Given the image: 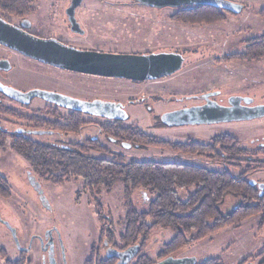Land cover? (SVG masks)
I'll use <instances>...</instances> for the list:
<instances>
[{
	"label": "rangeland",
	"instance_id": "rangeland-1",
	"mask_svg": "<svg viewBox=\"0 0 264 264\" xmlns=\"http://www.w3.org/2000/svg\"><path fill=\"white\" fill-rule=\"evenodd\" d=\"M70 1L37 0L36 12L28 18L30 29L41 37H63L68 42L89 46L88 49L120 53L178 50L186 59L179 71L166 78L146 82V85L155 87L151 90L163 93L160 100L147 97L137 104H124L129 112L128 122L137 124L158 138L174 142H209L216 135L229 133L236 137L240 147L264 159V115L214 123L164 125V128L148 126L152 122L151 114L195 103L194 97L206 90H215L216 97L222 99L234 95L242 97L248 100L249 106L264 105V56L249 60L224 59L227 53L243 52L247 39L264 33V19L258 14V10L264 6L263 0H233L243 3L242 10L239 13H227L225 20L210 24L171 20L168 16L176 10L172 7L114 4L128 0H83L75 15L86 34L71 38L68 36L72 32L67 30L65 19ZM9 18L11 22H16L15 18ZM63 31H69V34L66 33L68 36ZM190 52V57H187ZM13 55L19 57L18 61L14 58L17 69L8 72L6 83L20 91L46 88L124 103L132 94H138L144 89V85H136L129 80L64 71ZM45 103L43 99L35 97L29 108L43 107ZM45 136H42L43 140L55 139L50 135ZM63 136L69 141L97 137L106 142L98 127L93 124L81 127L78 133ZM122 151L135 154L138 158L228 170L234 176L241 174L248 164V161H241L240 165L213 161L204 156L174 152L168 148L147 147L141 151ZM29 171L26 160L10 148L7 140L6 146L0 148V173L10 185L11 196L0 197V219L3 220L0 223V247L5 249L9 259H15L18 252L16 240L24 245L29 238L44 235L52 229L53 255L57 264H62L63 257L65 264H82L99 232L97 215L89 202L88 191L83 188L81 180H69L61 185L36 180V186L30 181ZM246 177L264 185V166L248 172ZM192 190L193 187L177 189V195L184 200ZM100 198L105 212L111 217L112 229L117 236L125 225L121 182L111 181L106 190L103 189ZM133 198L137 209L146 207L139 192ZM225 205L228 207L230 204L226 202ZM258 220V215L245 218L185 246L176 254L194 256L198 262L207 257L220 258L223 264H238V260L248 257L247 264H257L259 259L253 256L264 247V226L258 229ZM172 236L173 231L168 228L153 232L142 245L144 252L156 259L161 245Z\"/></svg>",
	"mask_w": 264,
	"mask_h": 264
},
{
	"label": "trees",
	"instance_id": "trees-1",
	"mask_svg": "<svg viewBox=\"0 0 264 264\" xmlns=\"http://www.w3.org/2000/svg\"><path fill=\"white\" fill-rule=\"evenodd\" d=\"M37 0H0V13L25 18L36 10ZM264 2V0H263ZM226 10L209 5L182 6L169 14L171 20L188 24H210L223 21ZM264 19V6L258 10ZM245 49L241 53L225 56L231 59H255L264 56V33L247 39ZM46 109V108H45ZM48 112V111H46ZM2 114V115H1ZM7 115V121L16 123V117L24 120L25 128L55 129L74 132L83 123L80 119L63 123L55 121L48 115L16 114V109L10 105L0 104L1 116ZM17 115V116H16ZM0 123L1 120H0ZM103 132L122 137L132 134L133 128L124 131L113 126H102ZM138 141L144 140V136ZM9 140L10 147L20 154L27 162L30 172L38 179L53 184H63L69 179H81L87 189L95 213L103 227L100 229L98 244L91 247V254L84 264H94L93 252H98V245L104 240L114 242V234L108 229L106 217L103 215L101 194L109 183L118 180L122 184V200L125 208L124 229L118 235L119 249L126 250L138 243L143 245L149 234L157 228H168L173 236L164 242L157 252V259L174 255L185 246L206 237L220 229L235 225L250 216L259 215L258 229L264 226V190L252 184L246 177L248 172L264 166V160L249 158L257 154L250 153L240 147L235 136L223 133L211 138L209 142L190 140L183 143L170 144L176 151L190 154L207 155L215 161H227L240 165L248 161L244 171L234 176L228 170H212L204 166L162 161L119 162L97 158L88 152L97 150L104 152L101 146L82 147L76 149L58 148L44 142H37L25 131L9 132L0 126V148ZM97 148V149H96ZM186 199L177 195V189H190ZM141 189L151 195L147 208L137 210L132 201L133 192ZM10 185L0 173V197L9 198ZM234 200L237 206L225 208L226 202ZM135 259L130 264H153L154 259L140 251L135 252ZM98 254V253H97ZM259 259L257 264H264V247L254 256ZM247 258L238 264H244ZM100 261V259L98 260ZM114 259L108 258L97 264H113ZM6 264H10L7 263ZM197 264H223L220 258L207 257Z\"/></svg>",
	"mask_w": 264,
	"mask_h": 264
},
{
	"label": "flooded vegetation",
	"instance_id": "flooded-vegetation-1",
	"mask_svg": "<svg viewBox=\"0 0 264 264\" xmlns=\"http://www.w3.org/2000/svg\"><path fill=\"white\" fill-rule=\"evenodd\" d=\"M82 1H81V3H82ZM36 2H35V6H36ZM70 3H71V1L69 2L68 7H69ZM81 3L75 8V14H76V9L81 5ZM114 4L115 5H119V4L133 5V4H138V3L135 2L134 0H128V1H122L120 3L114 2ZM180 7H182V6H180ZM180 7H177V8H180ZM154 8H156V7H154ZM161 8H163V7H161ZM35 12H36V10H35ZM34 13L27 15L25 18L0 13V17L3 18L4 20L10 22L11 24L19 26L23 31H26V32L34 35V36L41 37L36 33V31H33L30 29L31 22L28 18ZM9 17L15 18L16 22L15 23L11 22L9 20L10 19ZM75 18H76V15H75ZM65 19L67 22V25H66L67 30H71V32H72V34H70L71 36H68L67 34H69L68 33L69 31H63L65 34L67 33L66 35L68 37L71 38L74 36H83L86 34V32L83 29H82L83 31H73L71 29V25H70V22L68 20L67 13H66ZM76 20H77V18H76ZM80 27H81V25H80ZM59 35H60V33H59ZM43 38H55V37H43ZM55 39H57L58 41L66 44V45L73 46V47L78 48V49H88L89 48V46H86V45H80V44L73 43L70 41L68 42V40L64 39L63 37L60 39H58V38H55ZM0 46H2L1 51H0V104L5 105V106L10 105L11 108L16 109V114H18L20 116H22V113L24 115H33V116L48 115L53 120H55V121L58 120L60 122L63 121V123H68L69 121L71 122L72 117H74L75 120H77V117H78V119H80V121H83V123L81 125H79V127L77 128L76 131L66 132L63 130H55V129L46 130V129L25 128L26 126L24 125V120L22 118H18L17 115H16L17 116L16 117V120H17L16 123H13L12 119H10L11 122H8L7 121V115L6 116L3 115V116H1L2 119H0L2 122V123H0V126H2L3 129H5L9 132L25 131L30 136H32L37 142H44V143L50 144V145H52L54 147H58V148L76 149L75 146L82 147V145H76V144H83L86 147H97L99 145V146H101V148L105 149L104 152L97 151V150H90L88 153L90 154V152H93V154H91V155H93L97 158L99 157V158H104L107 160L115 159V161H119V162H127L130 160H135V161L150 160V161H162V162H177V161H166V160L151 159V158H138V156L135 154L124 153V151H122V150H131V151L140 150L141 151V150L146 149L147 147H157V148H168L174 152H180V151L174 150L169 145L175 144V143H183V142H174V141H170V140L165 139V138L164 139L158 138L155 134L139 127L137 124H134L133 122L132 123L128 122L129 112L126 109L127 107H125L126 104H137V103L143 102L147 97L148 98L151 97L152 99H154L156 101L160 100V98H161L160 95L163 93L160 91L156 92V91L151 90L155 87H151L150 85H146V82L147 81H154V80H158V79H163V78H166L167 75L159 77V78L147 79V80H142V81L131 80V79H126V78L104 77L107 79L108 78L109 79H125V80L132 81L136 85H144L143 90L141 89V91L138 94H132L129 98H127L125 100L124 103L122 101L114 100V99L101 98V97L78 96V95H73V94H70L67 92H62V91L52 90V89H46V88H34V89L43 90V91H47V92H53V94L57 93V94H59L58 98H51V97L48 98L46 96H32V97L22 96V95L16 94L14 91H16V92H27V91L33 90V89H29L27 91H20V90L15 89L14 87H12L11 84L6 83L8 72H10V71L12 72V70L14 71V69L16 68V65H17L14 61V58L15 57L17 58V56H15L13 54H17L18 56L20 55L21 57H25L29 60H33L34 62L41 63V64H44V65H47V66H50V67H53L56 69H60V70H64V71L66 69H61V68H58L55 66H51V65L42 63L40 61H37V60L32 59L30 57H27V56L21 54L20 52L13 50L9 47H6L2 44H0ZM244 48H245V43H244ZM89 50H94V49H89ZM183 50H186V49H183ZM97 51H100V50H97ZM161 51H164V50H161ZM161 51H157V52H161ZM107 52H116V51H107ZM166 52H176V53H179L183 56V63L180 67V69H181L183 67L185 61H186L182 52H180L178 50L166 51ZM117 53H120V52H117ZM145 53H153V52H145ZM239 53H241V52H239ZM134 54H142V53H134ZM188 55H187V57H190L191 52L188 53ZM226 55H230V54L227 53V54H225V56ZM225 56H224V59H225ZM18 59H19V57L17 58V61H18ZM189 62H190V60H188L187 63H189ZM179 70H177V71H179ZM67 71H70V70H67ZM72 72H74V71H72ZM81 74H85V73H81ZM87 75H91V74H87ZM169 75H171V74H169ZM92 76H97V75H92ZM97 77H103V76H97ZM216 95H217V92L215 90H206V91L199 93L198 95H196L194 97V99L196 100L195 103L193 102L192 104H189L187 106H181V107H177V108L170 109L167 111H161L159 114L153 113L150 115V117H151L150 120H152V122L150 124H148V126L151 128H164L163 127L164 125L165 126H178V125H185V124L188 125V124H195V123H214V122H216L215 120L206 119L210 115V111L214 110V108H216L218 110V112L222 115V118L225 119L226 117L232 116L234 111H236L237 109H240V108L244 109V107L248 106V104L245 103V101L242 97H239V96L236 97L234 95L235 97L228 96L225 99H222V98L216 97ZM35 97H39V98L43 99V101L46 102L45 103L46 105L44 104L43 107H30L29 108V104L31 103V101ZM239 99H242V100H239ZM60 109H63L66 111L61 112ZM149 110L151 111L152 109L149 108ZM46 111H48V112H46ZM91 124L98 127L99 133L103 135V137L105 138V141L107 143L103 142V140H100L97 137H86L85 139H83L81 141L65 140L63 135H67V134H71V133H78L79 130L81 129V127L86 126V125H91ZM102 126H104V127L113 126L114 128L124 129V131H129L130 128H133L134 130H133L132 134H126L125 133L120 138V137H118L119 134H116V136L111 135V134H109V135L105 134L103 132ZM156 130H158V129H156ZM45 135H50V136L54 137L55 139L52 141L51 140H45V139L43 140L42 136H45ZM141 136H144V140L138 141L142 138ZM187 141H190V140H186L184 142H187ZM196 141H200V140H196ZM8 142H9V140H8ZM200 142H204V141H200ZM6 144H7V142H6ZM9 146H10V144H9ZM181 153H183V152H181ZM185 154H190V153H185ZM191 155H198V154H191ZM198 156H204V157L208 158L209 160L215 161V159H213L207 155H198ZM249 158H259V157H258V155H256V156H250ZM259 159L264 160L262 158H259ZM181 163H183V162H181ZM29 174H30L29 178H30L31 183H33L34 185L37 186L36 180H41V179H38L30 171H29ZM69 180H81V179H69ZM69 180H67V181H69ZM250 182L252 184H256L258 187H260L262 185V187H260V188L262 190H264L263 184H257L255 181H250ZM55 185H61V184H55ZM136 192H139L142 195V197L144 198V201L146 202V207L144 209H146L148 202L151 199V195L144 190L136 189L132 195V201H133L134 207H135V203H134L133 196ZM89 202L91 204V201H89ZM228 203L230 205L228 207H225V208H233V207L237 206V202L234 200H231ZM91 206H92V204H91ZM92 209H93V212L95 213V208H93V206H92ZM144 209H140V210H144ZM137 210H139V209H137ZM103 215H105V217H106L105 221H106L108 229L114 234V242L116 244L117 243L119 244L118 235L120 232L117 234V236L115 235V233L112 229L111 217L105 212L104 206H103ZM96 219L99 223L98 238L95 242L92 243L91 247L93 245L97 246L99 236H100V234H99L100 229L103 227L102 222H100L98 216H96ZM2 222H3V220L0 219V223H2ZM257 228H258V225H257ZM158 230L163 231L162 228H160ZM158 230L154 229L149 234L148 237H150V235L153 232H157ZM53 243H54V236H53V230L52 229L45 232L44 235H35V236L29 238L28 241L26 242V244H24V245L19 244L16 240V244L18 247V252H17L16 258L15 259H9L7 257V252L5 251V249L3 247H0V264H6V262L10 263V264H37L38 262H41V264H57L56 259L53 255V252H54ZM34 244H36V245H34ZM117 245L110 244L107 240H104L101 244H99L98 245L99 251L93 252L94 264L102 262L103 260L108 259V258L114 259L113 264H130L135 259V255H136L135 252L140 251L142 253H145L143 250V246L139 243L133 247H129L130 249L128 248L129 249L128 251L123 250V249H119L118 248L119 245L118 246ZM91 247L89 249V253H88L87 257H85L82 264H84L85 261L88 260L90 254H91V252H90ZM131 248H133V249H131ZM148 256H150V255H148ZM169 256H171V255H169ZM172 256L181 257V256H178V254H174ZM163 258H165V257H163ZM163 258L157 259V256H156V259H154L155 260L154 263L162 260ZM99 259H100V261H98ZM240 260H238L237 263H239ZM197 262L198 261L196 260V264H197ZM62 264H65L64 257H63ZM244 264H247V262Z\"/></svg>",
	"mask_w": 264,
	"mask_h": 264
},
{
	"label": "water",
	"instance_id": "water-1",
	"mask_svg": "<svg viewBox=\"0 0 264 264\" xmlns=\"http://www.w3.org/2000/svg\"><path fill=\"white\" fill-rule=\"evenodd\" d=\"M82 0H71L66 9L68 20L73 31H83L75 18V8ZM138 4L150 7H172L209 5L239 13L243 3L233 0H134ZM0 44L42 63L74 72L131 80H147L172 74L180 69L183 56L176 52L153 53H117L78 49L66 45L55 38H43L23 31L19 26L11 24L0 17ZM22 96H46L58 98L59 94L33 89L27 92H16ZM235 97V96H233ZM237 97V96H236ZM244 99V98H243ZM242 100V99H239ZM248 103L247 99H244ZM239 103V102H238ZM264 115V105L247 106L234 111L230 117L222 118L216 108L210 111L208 120L225 121L231 119H249ZM262 187V185L260 186ZM130 249V248H129ZM129 249H126L128 251ZM133 249V248H131ZM125 251V252H126ZM134 251V250H133ZM154 264H196L194 256H167Z\"/></svg>",
	"mask_w": 264,
	"mask_h": 264
}]
</instances>
